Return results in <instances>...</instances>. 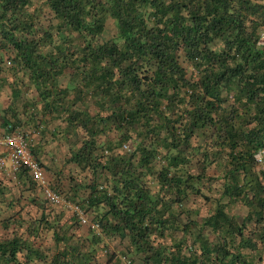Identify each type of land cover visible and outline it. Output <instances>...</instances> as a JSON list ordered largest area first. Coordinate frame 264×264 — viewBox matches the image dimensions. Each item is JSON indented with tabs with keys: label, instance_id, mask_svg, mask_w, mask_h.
I'll list each match as a JSON object with an SVG mask.
<instances>
[{
	"label": "trees",
	"instance_id": "obj_1",
	"mask_svg": "<svg viewBox=\"0 0 264 264\" xmlns=\"http://www.w3.org/2000/svg\"><path fill=\"white\" fill-rule=\"evenodd\" d=\"M5 91L2 132L69 147L53 189L100 231L23 169L0 264L264 262V0H0Z\"/></svg>",
	"mask_w": 264,
	"mask_h": 264
},
{
	"label": "built area",
	"instance_id": "obj_2",
	"mask_svg": "<svg viewBox=\"0 0 264 264\" xmlns=\"http://www.w3.org/2000/svg\"><path fill=\"white\" fill-rule=\"evenodd\" d=\"M127 148L125 146V149ZM23 169L28 172L46 201L55 207L63 206L73 209L84 225L90 226L96 232L100 231L96 222H92L78 207L69 203L63 195L54 191L45 168L32 153L31 138H27L23 132L15 128L0 136V171L3 172L2 175L14 179ZM122 262L127 264L125 258H122Z\"/></svg>",
	"mask_w": 264,
	"mask_h": 264
},
{
	"label": "rangeland",
	"instance_id": "obj_3",
	"mask_svg": "<svg viewBox=\"0 0 264 264\" xmlns=\"http://www.w3.org/2000/svg\"><path fill=\"white\" fill-rule=\"evenodd\" d=\"M7 94H9V92L8 91H5L4 92V95H3V97H0V114H1V112H2V109H3V107L6 105V103H7ZM4 133L2 132V130H1V127H0V136L1 135H3ZM58 144L59 145H61L63 148H64V151H63V153L64 152H68V146L67 145H64L63 144V142H58ZM65 159V156L62 154V159H61V162H60V166H61V168H63V170H64V166L66 165V163L65 164H63V160ZM46 162V161H45ZM47 163V162H46ZM48 164V163H47ZM67 165H70L71 167L69 168V167H67V168H65V171H63V173H64V175H69V172L70 171H72V165L71 164H67ZM2 172V171H1ZM2 174H3V172H2ZM48 176H49V179H50V181H51V184H52V187L54 186L55 187V185H56V183H57V181H58V178L59 177H57V178H55V176H56V173H54V174H52V175H50V174H48ZM0 178H2V179H0V180H4V181H2V182H6L5 184L8 186V188L10 187L11 188V191H10V193H12V196H19L20 195V188L18 187V188H15V187H12L13 186V184H14V182H9L8 180H11V178L12 177H9V176H6V175H0ZM54 178V179H53ZM65 181V185H66V183H68V181H66V180H64ZM214 184V183H213ZM207 188L210 186V183H208L207 185ZM219 191H220V187H219V185H216V184H214V188H213V192L210 194V195H212L214 198L216 197V195L219 193ZM29 194L28 193H25V196H28ZM63 195V194H62ZM63 197L65 198V196L63 195ZM31 198L33 199V196L32 197H30L29 199H26V200H24V202H20L21 203V206H22V208H23V216L25 217V218H28V212H32V213H34V215H36V213H37V210H36V208L34 207V205L31 203V204H29V207H27L26 205H27V203H28V201H30L31 200ZM34 198L36 199V200H40V201H44L45 199L43 198V195L39 192V190L37 189V187H36V189H35V196H34ZM213 198V199H214ZM66 199V198H65ZM195 201V204L196 205H198V206H200V209H201V214H200V219L201 218H204L208 213H209V211L210 210H212L213 209V207H214V201L212 200V203H210V204H205L201 199H198V200H194ZM25 202H27V203H25ZM34 208H33V207ZM61 206H58V207H53V206H50V208L51 209H54V211H55V213L57 214L58 212H60V211H63V206H62V208H60ZM66 208H69V207H66ZM69 209H71V208H69ZM68 210V209H67ZM232 213H233V215L235 214V215H237L238 216V220H239V222H241L242 221V219H243V217H244V215H245V211L243 210V209H241L240 207H234L233 208V210H232ZM63 221H65V219H63ZM14 230V227L12 226V228H10V231H8V232H12ZM50 234V233H49ZM2 236H4V237H6L7 235H6V233H5V231L2 229V228H0V237H2ZM114 245H112V247H113ZM101 256H103V254H101ZM122 264H123V262H122ZM258 264V263H257ZM261 264H264V262L263 263H261Z\"/></svg>",
	"mask_w": 264,
	"mask_h": 264
},
{
	"label": "crops",
	"instance_id": "obj_4",
	"mask_svg": "<svg viewBox=\"0 0 264 264\" xmlns=\"http://www.w3.org/2000/svg\"><path fill=\"white\" fill-rule=\"evenodd\" d=\"M33 138H34V142L32 141V138H31V142L35 143V146L40 144V146L37 147V148H39V150H38L39 156L41 157V159H43L44 161H46L48 163L50 170H51V173H49V174L52 175V171L55 173H59V171L63 170V168H61V166H60L62 154L65 156V159L63 160V164H65L67 158L69 157L68 152L63 153L64 148L59 144L58 145H56V144L52 145L51 142H47L46 140H44L43 142H40L41 139L38 135H34ZM47 140H50V139H47ZM67 167L70 168L71 166L67 165V163H66L63 171H65V168H67ZM55 178H57V176H55Z\"/></svg>",
	"mask_w": 264,
	"mask_h": 264
},
{
	"label": "clouds",
	"instance_id": "obj_5",
	"mask_svg": "<svg viewBox=\"0 0 264 264\" xmlns=\"http://www.w3.org/2000/svg\"><path fill=\"white\" fill-rule=\"evenodd\" d=\"M51 182V181H50ZM52 185V184H51ZM53 188V187H52ZM66 200V199H65Z\"/></svg>",
	"mask_w": 264,
	"mask_h": 264
}]
</instances>
